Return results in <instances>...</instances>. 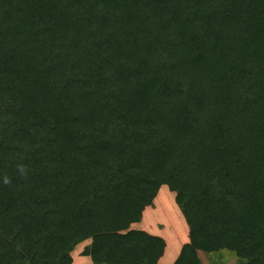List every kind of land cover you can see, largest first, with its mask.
I'll use <instances>...</instances> for the list:
<instances>
[{"label":"trees","instance_id":"16d2710c","mask_svg":"<svg viewBox=\"0 0 264 264\" xmlns=\"http://www.w3.org/2000/svg\"><path fill=\"white\" fill-rule=\"evenodd\" d=\"M264 264V0H0V264Z\"/></svg>","mask_w":264,"mask_h":264},{"label":"crops","instance_id":"0c3cea01","mask_svg":"<svg viewBox=\"0 0 264 264\" xmlns=\"http://www.w3.org/2000/svg\"><path fill=\"white\" fill-rule=\"evenodd\" d=\"M160 202H161V204H162V202L165 203L164 209H166L168 206L171 213L172 212L175 213L174 215H175V218H176L177 223L179 225V229L178 230L176 229V231H173L175 234H173L172 231L166 232L164 230H160L158 228V224H157L158 222H154L155 220L152 219L154 215H152V212H151L152 208L151 207L153 206V203L156 205ZM170 202L163 201L162 198H160V196H158L157 198L155 197L152 205L145 207V209L143 210L140 222L135 223L138 225L143 224V227L137 228L138 226H134L135 224H132L130 227L131 229L144 231V232H146L152 236L162 238L163 240H167V239L172 240L173 239V241H175L174 247L171 248V251H169V247H168V245H166V242L164 241L165 242L164 252H163L161 258L159 259L158 264H173L175 262V260L178 258L182 246L189 242L188 227H187V224L183 218V215L181 214L177 205L175 204L176 207L174 206V208H172L170 205ZM149 208H151V209H149ZM87 242L88 243L84 244V245H81V244L77 245L74 248V250L71 252L73 264H91L90 258L83 255V253H82L84 250V247L89 244V241H87ZM81 246H83V247H81ZM78 248H80V250ZM232 264H236L235 259L232 262Z\"/></svg>","mask_w":264,"mask_h":264},{"label":"rangeland","instance_id":"374dc122","mask_svg":"<svg viewBox=\"0 0 264 264\" xmlns=\"http://www.w3.org/2000/svg\"><path fill=\"white\" fill-rule=\"evenodd\" d=\"M160 196V198H162L163 201H168L170 202V205L172 208H174L175 205V194L173 192H171L167 186H162L160 187L156 198ZM167 205V204H166ZM169 205V204H168ZM152 208V215L155 221L154 222H158V228L160 230H164L166 232H171L173 234H175L173 231H176V229H179V225L177 223V220L175 218V213L169 210V207L167 206L166 209L165 208V203L161 202L158 204H154L151 207ZM149 208V209H151ZM167 212H166V211ZM148 218V217H147ZM134 226H138L137 228H142L143 224H135ZM131 229V228H130ZM172 235V234H171ZM88 241V240H87ZM84 241L83 243H81V245L87 244L88 242ZM166 242V245H168L169 247V251H171V248L174 247L175 241H173V239H167L164 240ZM83 247V246H81ZM80 250V248H78ZM171 253V252H170ZM200 259L202 261L203 264H232V262L234 261V258L229 256L228 254L226 255L223 252L220 253H214V254H207V253H199Z\"/></svg>","mask_w":264,"mask_h":264}]
</instances>
